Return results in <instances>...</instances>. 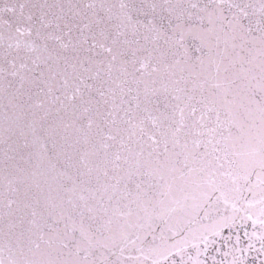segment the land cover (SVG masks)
<instances>
[{"label": "snow or ice", "instance_id": "snow-or-ice-1", "mask_svg": "<svg viewBox=\"0 0 264 264\" xmlns=\"http://www.w3.org/2000/svg\"><path fill=\"white\" fill-rule=\"evenodd\" d=\"M248 221L264 0H0V264H205Z\"/></svg>", "mask_w": 264, "mask_h": 264}, {"label": "water", "instance_id": "water-1", "mask_svg": "<svg viewBox=\"0 0 264 264\" xmlns=\"http://www.w3.org/2000/svg\"><path fill=\"white\" fill-rule=\"evenodd\" d=\"M258 231V227L256 229ZM254 231L251 221L245 224L237 222L234 227L223 228L220 236H210L208 238V246L206 250L203 242L200 248L203 250L200 259L205 264H231L233 258L237 259L238 264H264V251H260V242L253 237L249 240V236ZM246 233L248 235H246ZM239 235V243L236 237ZM249 243L253 246L249 248ZM225 253H228L225 255ZM193 255L195 252L193 250Z\"/></svg>", "mask_w": 264, "mask_h": 264}]
</instances>
